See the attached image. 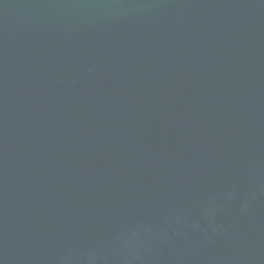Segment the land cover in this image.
Listing matches in <instances>:
<instances>
[{
    "label": "water",
    "instance_id": "obj_1",
    "mask_svg": "<svg viewBox=\"0 0 264 264\" xmlns=\"http://www.w3.org/2000/svg\"><path fill=\"white\" fill-rule=\"evenodd\" d=\"M0 264H264V0H0Z\"/></svg>",
    "mask_w": 264,
    "mask_h": 264
}]
</instances>
